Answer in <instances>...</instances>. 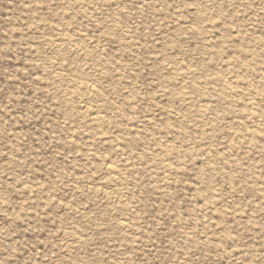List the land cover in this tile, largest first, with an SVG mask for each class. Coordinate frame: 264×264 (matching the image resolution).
Here are the masks:
<instances>
[{"label": "rangeland", "instance_id": "obj_1", "mask_svg": "<svg viewBox=\"0 0 264 264\" xmlns=\"http://www.w3.org/2000/svg\"><path fill=\"white\" fill-rule=\"evenodd\" d=\"M0 264H264V0H0Z\"/></svg>", "mask_w": 264, "mask_h": 264}, {"label": "bare ground", "instance_id": "obj_2", "mask_svg": "<svg viewBox=\"0 0 264 264\" xmlns=\"http://www.w3.org/2000/svg\"><path fill=\"white\" fill-rule=\"evenodd\" d=\"M226 68V67H225ZM84 81V80H83ZM90 87H91V85H90ZM96 88H97V86H96ZM262 101V100H261ZM202 111V110H201ZM99 116V115H98ZM92 117V116H91ZM99 118V117H98ZM256 122V121H255ZM250 131V130H249ZM252 133V132H251ZM249 138V137H248ZM89 153V152H88ZM173 164V163H172ZM110 166V165H109ZM113 167V166H112ZM116 167V166H115ZM110 168V167H109ZM125 223V222H124ZM121 224H123V223H121ZM124 225V224H123Z\"/></svg>", "mask_w": 264, "mask_h": 264}]
</instances>
